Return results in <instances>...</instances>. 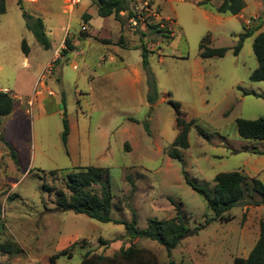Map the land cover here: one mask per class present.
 Instances as JSON below:
<instances>
[{
  "label": "rangeland",
  "instance_id": "374dc122",
  "mask_svg": "<svg viewBox=\"0 0 264 264\" xmlns=\"http://www.w3.org/2000/svg\"><path fill=\"white\" fill-rule=\"evenodd\" d=\"M18 1L6 0L7 12L0 21V90H7L15 102L10 115L0 116V245L12 243L21 252H0V264H50L52 256L66 249L72 257L61 256L57 264H81L87 252L113 256L131 244L150 249L161 264H234L236 258H247L264 222V204L255 206L261 197L252 191L225 214L230 221L217 218L205 225L215 215L196 189L213 195L215 177L236 171L248 177L250 189L253 179L263 181L264 156L258 153L264 152V142L240 138L237 121L264 119V99L252 95H264V81L250 79L258 67L253 42L264 31V0H245L250 8L242 17L217 14V2L142 0L150 2L160 20L151 17L136 25L127 12L121 20L99 17L97 0H82L72 15L63 12L65 0H38L36 5L22 0L23 9ZM135 6L141 7L131 0L130 9ZM23 10L41 12L50 48H43L27 29ZM88 12L91 25L104 28L102 39L128 47L120 52L125 64L119 58L113 64L101 62L111 47L95 44L74 67L71 54L70 62L62 59V52H69L65 39L46 81L56 96L39 105L42 94L33 95L54 56L51 42L59 43L65 31L70 44L80 38ZM152 27L166 31L168 38ZM245 27L254 36L244 39L236 56ZM118 29H123V38ZM207 35L210 48L227 50L223 57H201ZM142 43L149 51L150 79L142 65ZM134 68L144 72L142 91L127 80ZM169 100L180 103L187 120L194 121L189 148L179 150L181 160L169 156L178 135L177 113ZM65 121L71 131L67 146L62 142ZM253 161L262 165H254L248 174L244 170ZM90 166L109 170L115 220L131 222L132 205L139 229L145 230L151 220L174 218L176 207L181 209L191 233L170 258L156 241H129L124 225L59 210L55 190L70 195L66 174ZM52 171L59 173L50 175Z\"/></svg>",
  "mask_w": 264,
  "mask_h": 264
},
{
  "label": "trees",
  "instance_id": "16d2710c",
  "mask_svg": "<svg viewBox=\"0 0 264 264\" xmlns=\"http://www.w3.org/2000/svg\"><path fill=\"white\" fill-rule=\"evenodd\" d=\"M131 0H97L98 16L101 18L114 17L116 20H121V14L128 13V18H136V15L130 9ZM216 0H205L199 5H211ZM220 4L215 7V12L220 15H239L246 7L244 0H219ZM21 9L22 0L18 1ZM264 6V1H263ZM7 12L6 0H0V21L1 16ZM23 17L26 20L27 29L33 33L38 43L45 49L50 48V41L46 35V26L42 18L35 17L25 10H23ZM90 15H85L83 20L89 22ZM156 33L161 34L164 38H168L166 31L160 30L158 27H152ZM254 36V30H249L245 27V33L241 36L240 42L235 49L237 56L242 47L245 38ZM211 36L207 35L200 45L201 57L203 59L211 57H223L226 53L224 48H210ZM66 44L69 50H73L68 39ZM142 65L145 74L152 76L149 68V51L142 43ZM23 51L28 56L29 47L24 40L22 43ZM139 48V47H138ZM68 51H63L65 56ZM253 52L258 62L257 69L251 75V81H264V31L255 36L253 42ZM149 88L154 89V85L149 83ZM151 93V92H150ZM256 98L264 99V95L252 93ZM148 100L153 102V98L148 96ZM175 108L177 113L176 128L178 135L172 144L169 151V156L176 160H181L179 150L188 149L189 133L194 121L187 120V114L181 109V104L169 100ZM15 106L14 99L8 94L0 91V116H8L12 113ZM237 130L240 138L245 140H252L256 142H264V119L258 120H244L237 121ZM70 128L68 122H64V130L62 132V142L67 146ZM9 147V145H8ZM10 148V147H9ZM264 156V152L258 153ZM13 157L15 155L13 154ZM243 171H236L231 173L218 174L214 181L216 183L214 194L211 195L204 190L196 189L206 200L208 208L214 213L215 218H208L205 225H208L212 220L219 218L221 221H230L231 219L225 217V214L237 207L245 198L253 191L261 197V200L255 203V206L264 204V182L255 178L252 180V189L248 184V177L242 173ZM59 171H52L50 175H56ZM66 188L70 195H67L62 190H55L57 196V206L60 211H72L76 214L85 215L88 218L101 223H114L117 225H124L126 230V238L129 241L135 240H152L158 242L167 252V256H172V251L181 245L182 241L191 233L187 227V223L182 217V211L176 207V216L167 220H151L147 229L142 230L138 227L137 213L132 205L128 208L132 213L131 222L115 220L111 217V210L113 207V197L109 187V170L90 166L77 168V171L66 174L65 176ZM132 193L135 190L134 183L130 182ZM100 186L97 191L94 187ZM45 190L54 191L53 189L44 187ZM172 204H174L172 202ZM2 210L0 208V219ZM101 244L108 245L107 242L101 240ZM71 249H66L49 259L50 264H57V260L61 256L72 257ZM0 252L5 254L20 253L18 247L12 243H5L0 245ZM81 264H161L156 253L147 248H142L136 244H131L127 248H120V250L113 256H105L103 254H96L87 252L82 257ZM170 264H175L170 260ZM234 264H264V222H261L260 237L256 245L252 249L250 255L243 258H236Z\"/></svg>",
  "mask_w": 264,
  "mask_h": 264
},
{
  "label": "crops",
  "instance_id": "0c3cea01",
  "mask_svg": "<svg viewBox=\"0 0 264 264\" xmlns=\"http://www.w3.org/2000/svg\"><path fill=\"white\" fill-rule=\"evenodd\" d=\"M37 1H33L32 0V4L33 5H36L37 4ZM245 1V0H244ZM217 2V4L215 5V7H217L219 4H220V1L219 0H216V1H213L212 3H215ZM245 4H246V7L244 8V10L241 12V14L235 16V17H242V14L250 8V4H248L246 1H245ZM7 5V3H6ZM212 5V4H211ZM75 10V9H74ZM87 11V10H86ZM63 12L66 14V11H65V7H64V10ZM74 12V11H73ZM31 15L33 16H36V17H40L39 15H41V12L38 11V12H35V13H32ZM72 15V14H70ZM88 15L91 16V19L89 20V22H86L87 25H84V26H81V30L79 32V35L81 36L80 38L79 37H76L75 39H73V43L70 44L72 47H73V50H69V52H67V54L64 56L62 55V59H65L67 61L70 62V59L68 58V56L70 55L71 56V65H75L74 67H76V59L79 58V57H83L85 58L86 54L88 51H91L94 47H95V44H100V45H106L108 47H111V48H107L106 49V53H104L102 55V58H101V62H109L111 64H113L118 58L121 60V62L123 64H125V61H124V58L121 57L120 55V52L124 49H127L128 47H126L124 44L122 45H118L117 42H109V41H106V38L105 39H102L101 38V34L104 30V28L102 27H99L98 29L94 28L93 25H91L92 21H93V15L90 14L88 12ZM97 15H98V8H97ZM220 15V14H219ZM43 16V15H42ZM42 18V17H41ZM44 21V20H43ZM130 21V20H129ZM45 23V21H44ZM46 25V23H45ZM69 26V25H68ZM82 31V32H81ZM78 35V34H77ZM78 35V36H79ZM74 36V35H73ZM118 36L121 38H123L125 35L123 34V29H118ZM65 39H67V31H65V35H64V38H62V40L59 42V43H56V44H53L51 42V47L54 49L55 53H54V56L52 58V60L54 59L55 57V54L58 50H60L61 48V45L62 43L65 41ZM134 49H139L137 46L134 47ZM50 60V61H52ZM59 60V59H58ZM57 60V62H59ZM56 62V63H57ZM49 64V63H48ZM47 64V65H48ZM46 65V66H47ZM45 66V67H46ZM55 69V68H54ZM143 70V69H142ZM129 76H127V80H129L131 83H132V86L136 89H140V91H142V87H143V84L145 82V75H144V72L141 71V69L139 68H134V69H130L129 71V74H127ZM52 76V75H51ZM112 76V74H111ZM47 81V80H46ZM38 84V83H37ZM46 86V89L50 90V88L47 86V82L45 84ZM42 89V88H41ZM1 92H4L7 91V90H0ZM9 94V92H6ZM42 96L40 97L38 103L39 105H44L45 103H49V100H51V98H54L56 95L54 94V96H49L47 91L45 89L42 90L41 92ZM58 104V103H56ZM59 106V105H57ZM71 135V131H70V134L69 136ZM101 135V138L103 137L104 139L107 138L108 134L106 132H103L100 134ZM259 165L261 166L262 164L259 163V162H256V161H253L251 163L248 164V166L246 167V169L244 170L246 173H250V172H254V168L253 166L254 165ZM263 171H261L262 173ZM260 175L259 172L256 173V175ZM255 175V174H254ZM264 182V176H263V179H262Z\"/></svg>",
  "mask_w": 264,
  "mask_h": 264
},
{
  "label": "built area",
  "instance_id": "2783aa9c",
  "mask_svg": "<svg viewBox=\"0 0 264 264\" xmlns=\"http://www.w3.org/2000/svg\"><path fill=\"white\" fill-rule=\"evenodd\" d=\"M81 1L82 0H65L64 7H65L66 13L72 14L74 9L81 3ZM135 1L138 2V4L140 3L141 7L139 8L138 6H135L132 8V12L136 15V18L130 19V23H134V25H136L138 21L142 22L145 19H148L151 17H153L156 20H160V15L157 12L151 10L150 2H146V1L142 2V0H135ZM59 56H60V50L56 52L54 59L44 68L42 74L39 77L38 87L36 91L34 92L35 95H33V97L41 94L43 89L47 91L49 96H54V93L51 90L46 89L45 84H46L47 78L53 74V69H54L53 66L57 62ZM6 92L8 91H5V93ZM28 104L32 106L33 99L30 100Z\"/></svg>",
  "mask_w": 264,
  "mask_h": 264
}]
</instances>
